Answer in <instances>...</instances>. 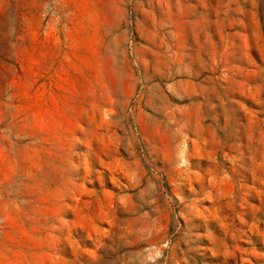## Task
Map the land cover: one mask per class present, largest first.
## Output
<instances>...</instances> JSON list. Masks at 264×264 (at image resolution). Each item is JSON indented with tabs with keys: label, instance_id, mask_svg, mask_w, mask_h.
<instances>
[{
	"label": "rangeland",
	"instance_id": "obj_1",
	"mask_svg": "<svg viewBox=\"0 0 264 264\" xmlns=\"http://www.w3.org/2000/svg\"><path fill=\"white\" fill-rule=\"evenodd\" d=\"M0 264H264V0H0Z\"/></svg>",
	"mask_w": 264,
	"mask_h": 264
}]
</instances>
